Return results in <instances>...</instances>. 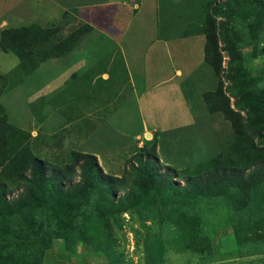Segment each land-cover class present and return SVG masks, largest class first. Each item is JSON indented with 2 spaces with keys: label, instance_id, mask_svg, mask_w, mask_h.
Masks as SVG:
<instances>
[{
  "label": "rangeland",
  "instance_id": "obj_1",
  "mask_svg": "<svg viewBox=\"0 0 264 264\" xmlns=\"http://www.w3.org/2000/svg\"><path fill=\"white\" fill-rule=\"evenodd\" d=\"M219 1L222 0H75L64 5L70 12L63 20H56L63 22L65 29L75 28L70 32L69 51L76 46L80 49L76 60H82L85 68L76 81L57 85L59 111L57 116L47 117L43 131L39 127L44 117L38 115V108H33L38 106L41 89L35 82L18 81V57L5 51L9 24L0 27V73L13 81L0 93V103L13 124L31 130V155L48 164L66 166L78 157L77 152L95 154L98 176L113 174L129 180L135 177L133 165L138 159L149 157L154 170L168 174L173 193L183 190L185 177L194 178L207 171L236 137L231 122L219 111L210 112L204 98L218 88L221 80L225 91L230 83L225 76L227 52L221 50V71L217 73V64L205 61L206 38L199 33L205 22L204 6L214 11L211 6ZM12 6L0 0V18L15 12ZM45 9L56 18L63 14L60 5L46 4ZM251 11L234 8V40L243 55L247 78L257 76L264 86V20L258 23L251 18ZM220 19L223 17L217 16L216 22ZM11 24L41 25L56 31L54 21L42 18L15 20ZM218 43L222 48V41L218 39ZM50 59L43 62L51 68L43 71H47L46 79L53 81L56 78L50 75L56 73L57 62ZM66 60L71 62L69 57ZM103 71L110 78L103 79ZM45 86L52 98L55 84L45 82ZM134 91L142 96L141 112ZM126 97L128 101L124 103ZM230 104L234 106L233 98ZM120 106H128V115L113 117L119 130L97 132L88 141L89 130L99 125V115L107 116ZM143 120L160 128L149 127L147 131ZM256 143L264 146V141ZM248 159L254 161V155ZM13 172L18 181L22 169L16 167ZM78 178L75 176L74 181ZM20 183L14 190L13 185L2 187V195L7 199L18 196L25 187ZM105 191L113 205L132 188L129 183L124 187L106 184ZM136 193H146L145 188L139 187ZM246 194L245 187L232 186L217 196L195 190L184 196V203L177 198V202L155 208L119 213L104 207L101 210L105 214L120 215L117 223L111 216L109 232L101 228L103 222L90 220L81 211L73 220L77 236L67 241L53 239L43 264H264V255H245L239 248L235 205ZM108 235L114 242L111 251L103 245ZM252 237L249 234L247 239Z\"/></svg>",
  "mask_w": 264,
  "mask_h": 264
},
{
  "label": "trees",
  "instance_id": "obj_2",
  "mask_svg": "<svg viewBox=\"0 0 264 264\" xmlns=\"http://www.w3.org/2000/svg\"><path fill=\"white\" fill-rule=\"evenodd\" d=\"M211 7L214 11L206 6L203 8L205 22L199 32L206 38L204 58L217 64L219 73L223 58L221 50L227 52L225 76L230 83L225 91L221 80L218 88L207 92L204 98L210 112L219 111L231 122L236 135L234 142L216 156L207 171L194 178L185 177L183 190L173 193L168 174L154 170L149 157H140L136 166L133 165L135 177L132 180L113 174H104L101 178L97 156L91 153L77 152L78 157L66 166L44 162L31 155V130L13 124L0 103V264H43L44 254L53 246V239L67 241L77 236L73 220L81 211L88 219L103 222L101 228L109 232L111 216L117 223L120 215L105 214L101 210L104 207L119 213L140 207L155 208L159 204L166 206L177 202V198L178 202L184 203V196L188 197L195 190L217 196L219 191L232 186L247 190L245 197L235 205L239 248L245 255H264V146L256 143L257 140L264 141V100L261 101L264 86H261L262 79L257 76L247 78L249 74L243 70V55L234 40L235 25L231 17L236 7L252 9L251 18L261 24L264 0H222ZM217 16L223 17L218 23ZM72 35L59 40L56 31L50 27H8L5 51L18 57L19 80L22 74L32 72L43 61L68 52ZM218 39L223 43L222 48ZM9 83L12 86L13 81L9 82L8 77L0 73V93ZM231 98L234 106L230 104ZM244 144L246 148H243ZM253 155L255 160L249 161ZM16 167L22 169L18 181L13 177ZM75 176L79 178L74 181ZM20 182L25 187L18 196L7 199L2 195V187L13 185L11 190H14ZM128 183L132 192H126L119 196L117 203L110 204L105 185L124 187ZM139 187H144L146 193L137 194ZM192 205L189 203L190 207ZM249 234L253 236L251 240L247 239ZM108 236L103 245L111 251L114 242Z\"/></svg>",
  "mask_w": 264,
  "mask_h": 264
},
{
  "label": "crops",
  "instance_id": "obj_3",
  "mask_svg": "<svg viewBox=\"0 0 264 264\" xmlns=\"http://www.w3.org/2000/svg\"><path fill=\"white\" fill-rule=\"evenodd\" d=\"M3 1V2H2ZM73 1L75 0H1V3H9L12 6V8H15V12H12L10 15H6L5 17L0 18V27H3L5 25H8V27H18L17 25L11 24V21H23L26 19H33V18H42L43 20L46 21H54L55 23V28H56V36L57 38L63 39L66 36H68L69 34H71L70 32L73 29H65L63 26V22L62 24H59L57 22L56 19L59 20H63L65 17H67V14L70 12V9L68 7H65L64 5L66 4H71ZM46 4H55V5H60L61 10L63 11L62 15L59 16L58 18H56L53 14L48 13V10L45 9ZM27 5V6H26ZM30 5H37L38 7H31ZM137 4L135 3V6ZM69 22L65 23V25H67ZM41 24V23H40ZM23 25H31V24H21L20 26ZM95 28V26H93ZM59 28V29H58ZM60 31V32H59ZM79 45V44H78ZM77 47V46H76ZM76 47H74L73 51H68L64 54H61L60 56L55 57V59H50V60H55L53 61V63H56V65L54 66L57 71L56 73H52L50 75V77H54L56 79H54L53 81H48L46 78L48 77L47 75V71H43V69L46 67L48 69L51 68V66L49 65V63H40V65L33 70L30 73H24L22 74L21 80L19 81H24V82H35V84L38 85V87H40V96L38 97V106L36 107L35 105H33V108H38L39 110V116L44 120L40 121V129H42L43 131V127L42 125L47 124L48 120L47 117H50L51 115L57 116L58 114V103H57V98H56V94L58 92V90H60V87L57 85H62L64 83L70 82V80H74L76 81V79L78 78V74L85 68V64L83 63V61H77L76 58L80 57V49H76ZM70 58L71 62H68L66 60V58ZM64 59V60H63ZM49 60V59H48ZM47 60V61H48ZM46 61V60H45ZM73 61V62H72ZM18 63L19 60L17 62V67H18ZM45 64V65H43ZM66 64V65H65ZM44 66V67H43ZM69 67L70 72L69 74H67V68ZM83 67V69H82ZM42 70V71H40ZM177 73L180 74L181 70L177 69ZM102 76L103 79H107L110 78V75L107 71H103L102 72ZM69 77V80H66V78ZM30 79H33L34 81H31ZM45 82L46 83H54L55 87L54 90H52V92H55L54 96L51 98V96H49L46 92V86H45ZM46 93V94H44ZM134 95H135V99L137 101V106H138V110L143 111V107H142V96H140L139 94L136 95V92L134 91ZM131 98V97H130ZM128 99V97H126L124 100ZM128 100H126L124 103H127ZM123 103V104H124ZM125 105V104H124ZM125 110V112H124ZM128 106L124 107V106H120L118 108H115V110H113L110 114H107V116H100L99 115V125L97 127L91 128L90 134H88V136L86 137L89 140L93 139L95 134H97V132L103 131V130H108V131H118L119 129L116 128L117 125V121L115 119H113V117L116 116H127L128 115ZM143 127L148 131V128L150 127V129H157L159 126L156 124H149L148 122H146V120H143ZM160 128V127H159ZM57 127L54 128L53 132H56ZM47 132V131H45Z\"/></svg>",
  "mask_w": 264,
  "mask_h": 264
},
{
  "label": "bare ground",
  "instance_id": "obj_4",
  "mask_svg": "<svg viewBox=\"0 0 264 264\" xmlns=\"http://www.w3.org/2000/svg\"><path fill=\"white\" fill-rule=\"evenodd\" d=\"M148 137V136H147Z\"/></svg>",
  "mask_w": 264,
  "mask_h": 264
}]
</instances>
